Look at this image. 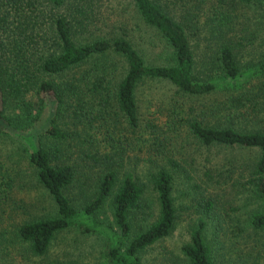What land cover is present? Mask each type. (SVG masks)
<instances>
[{"label": "trees", "instance_id": "16d2710c", "mask_svg": "<svg viewBox=\"0 0 264 264\" xmlns=\"http://www.w3.org/2000/svg\"><path fill=\"white\" fill-rule=\"evenodd\" d=\"M96 1L0 0V140L12 141L2 154L10 157L11 148L20 149L52 203L47 208L39 195L25 209L31 208L27 220L8 224L5 243L0 231V264L7 263L11 240L44 256L66 238L64 233L73 231L101 239V260L73 258L62 248L48 264H144L153 245L169 234L179 208L172 195V166L178 161L166 157L142 176L127 163L125 148L140 128L141 111L162 105L151 83L163 81L181 94L202 95L250 77L252 82L264 79V53L249 66L237 59L224 7L252 4V13L264 16V0H126L127 17L118 20L110 19ZM204 10L216 13L203 23L210 28L202 36ZM134 32L154 41L160 63L144 61L131 39ZM200 38L207 45L198 51ZM211 68H217L216 75ZM236 93L238 106L242 99ZM249 108L248 113L259 110ZM172 112L177 107L168 106L166 113ZM185 124L201 149L189 160L199 181L218 184L227 178L231 200L240 199L247 207L244 222L252 235L264 230V125L237 129L196 117ZM113 132L122 135L116 139ZM215 146L254 149L255 155L244 161L209 157ZM146 185L151 199L144 195ZM206 190L191 205L184 204L194 211L183 217L187 239L178 246L182 264H216L214 242L225 237L217 227L216 198ZM106 202L110 221L99 218ZM166 260L172 261L170 253L157 263L147 262Z\"/></svg>", "mask_w": 264, "mask_h": 264}, {"label": "rangeland", "instance_id": "374dc122", "mask_svg": "<svg viewBox=\"0 0 264 264\" xmlns=\"http://www.w3.org/2000/svg\"><path fill=\"white\" fill-rule=\"evenodd\" d=\"M178 2L176 1V3ZM96 3L100 9L108 12L110 19L116 18L118 20L127 17L126 10H129V5L126 0H97ZM227 5L224 7L227 8L229 21L225 27L228 32L232 33L233 50L236 52L241 65H252V59H260L264 53V16L252 13V4L250 6L235 5L234 10H231ZM215 13L211 10L206 13L205 10L202 11L199 35L209 33L210 25H203V23L211 21ZM146 35V33L134 32L131 39H133V43L147 64L160 63L162 59L158 56L159 49L154 41L150 42L144 38ZM193 37L196 39L195 35ZM206 45L203 38H200L196 48L199 51ZM216 69L211 68L210 73L216 75ZM261 81L257 79L252 82V77H250L246 81L236 83L235 87L221 86L202 95L181 94L174 91L172 85L163 81L151 83L155 84L156 90L160 92L158 97L162 96L159 97V102H162V105L161 107H149L147 105L141 111L140 128L133 133L125 148V154H129V162L127 163L135 165V172L142 176L147 168L149 171L157 168L159 164L165 161L166 157L178 161V166H172L175 175L172 195L173 203L179 208L176 210L177 218L169 234L153 245L147 253V261L153 259L157 263L164 255L170 253L172 261H168L169 264H182L181 259H179L181 255L178 246L187 239V222L184 218L189 212L194 211V207L192 210L184 207V204L191 205V200H195L196 196L199 195L198 193H202L205 188L207 189L206 193H211L216 198L215 213L219 217L217 222L219 226L217 227L225 232V237L219 235L215 239L212 249L216 264H264V230H257L252 235L251 228L244 222L247 207L242 206L240 199L231 200L232 194L227 192L229 184L227 178L222 177L218 184L210 181H199L196 168L189 160H191L192 155H198L201 149L195 147L197 144L187 135L185 124L188 117H196L204 122L220 125L231 124L237 129L259 128V126L264 125V79ZM233 91H235V96L231 99L230 94ZM237 91L239 93L244 91L243 95L242 92L240 93V100H242L238 106L235 103ZM251 105L258 106L259 110L256 113H248ZM168 106L170 108L177 107L178 112L166 113ZM147 117L151 119L152 125H147ZM112 134L116 139L122 135L119 132ZM10 144L12 141L8 138L0 140V181L3 178V182L0 184V231L4 232V240L1 239L4 243L6 238L9 239L10 237L8 224L12 225V222L27 220L28 211L30 212L31 208L28 211L25 209L28 204L33 207L39 195L44 198V204L47 208L52 207L49 196L35 181L31 167L27 165L25 157L19 155L20 149L18 148L17 151V149L11 148L9 152H12V155L10 157L2 154L4 147ZM182 151L188 154L182 155ZM254 155V149L238 147L215 146L209 150V157L223 160L231 158L244 161ZM195 184L200 186L199 191L194 190V188L198 190ZM3 187H5L7 194L2 190ZM150 193V187H145L144 195L146 198L151 199ZM99 218L110 221V210L107 202L101 209ZM240 228L242 229L240 230ZM63 235L66 238L60 239L58 244L51 246L49 252L44 256L42 254L33 255L20 243L14 240L9 241L5 256L6 264H48L51 259L55 258L54 254L57 253V250L62 248L68 250L73 258L84 257L90 260L99 258L98 260H101L102 241L98 237L78 234L74 231L66 232ZM163 251L165 252L163 255L154 258L153 255H158ZM143 261L144 264H149L144 259ZM166 262L167 260L164 261V264Z\"/></svg>", "mask_w": 264, "mask_h": 264}]
</instances>
